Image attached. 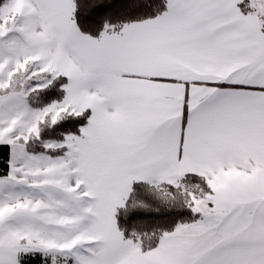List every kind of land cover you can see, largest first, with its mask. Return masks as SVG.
<instances>
[{
  "label": "snow or ice",
  "instance_id": "obj_1",
  "mask_svg": "<svg viewBox=\"0 0 264 264\" xmlns=\"http://www.w3.org/2000/svg\"><path fill=\"white\" fill-rule=\"evenodd\" d=\"M0 264H264V0H0Z\"/></svg>",
  "mask_w": 264,
  "mask_h": 264
}]
</instances>
